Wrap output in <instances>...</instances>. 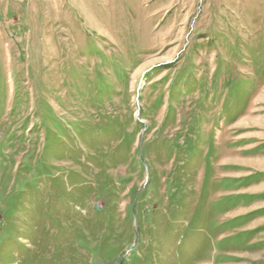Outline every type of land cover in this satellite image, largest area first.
<instances>
[{
	"label": "rangeland",
	"instance_id": "1",
	"mask_svg": "<svg viewBox=\"0 0 264 264\" xmlns=\"http://www.w3.org/2000/svg\"><path fill=\"white\" fill-rule=\"evenodd\" d=\"M0 264H264V0H0Z\"/></svg>",
	"mask_w": 264,
	"mask_h": 264
}]
</instances>
